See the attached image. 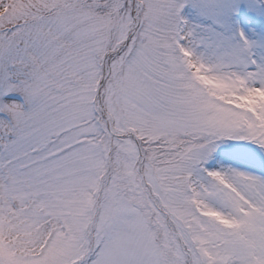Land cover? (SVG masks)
<instances>
[{
	"label": "snow or ice",
	"instance_id": "6c2138e0",
	"mask_svg": "<svg viewBox=\"0 0 264 264\" xmlns=\"http://www.w3.org/2000/svg\"><path fill=\"white\" fill-rule=\"evenodd\" d=\"M0 264H264V0H0Z\"/></svg>",
	"mask_w": 264,
	"mask_h": 264
}]
</instances>
